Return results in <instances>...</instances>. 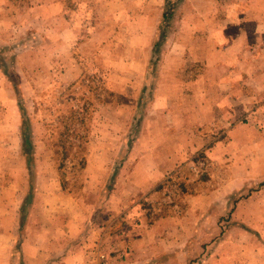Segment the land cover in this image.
<instances>
[{"label": "rangeland", "instance_id": "374dc122", "mask_svg": "<svg viewBox=\"0 0 264 264\" xmlns=\"http://www.w3.org/2000/svg\"><path fill=\"white\" fill-rule=\"evenodd\" d=\"M258 80L264 0H0V256L68 193L100 264H264Z\"/></svg>", "mask_w": 264, "mask_h": 264}, {"label": "crops", "instance_id": "0c3cea01", "mask_svg": "<svg viewBox=\"0 0 264 264\" xmlns=\"http://www.w3.org/2000/svg\"><path fill=\"white\" fill-rule=\"evenodd\" d=\"M262 88V81L258 80V92H260L258 94L264 93V91L261 92ZM259 134L258 129V142L260 140ZM263 144L258 146V149H260L258 153L262 155V157L258 158V165H264ZM64 199L65 203L61 206L62 211L58 212L59 214H63L59 216H61V219L62 216L64 218L65 225L62 229L64 233H67L68 238H65L66 235L60 237L63 234L62 232H60L58 237H55L52 231L55 230V227L48 226L47 229L39 227L40 223L54 225L59 217L55 214L56 209H59V207L55 209L54 206L48 204L39 207L33 205L31 208V217L24 228L26 229L25 234L22 233L20 241L17 238L13 241L15 245L19 242L18 246L20 253H22L20 260L24 264H100V261L95 259V255L99 251V246L95 245L92 239L86 241V234H89L87 229L79 231L82 228H86L84 227L85 223L80 224L82 219L79 218L80 213L78 212L84 205L73 200L74 195L68 193L64 194ZM38 215H40L39 219ZM18 233L16 232V234ZM78 235H83L84 237L78 238ZM64 238L65 240H63ZM63 246H65L64 249H61ZM6 257V255L0 256V264H7ZM15 260L17 261L18 259L15 258Z\"/></svg>", "mask_w": 264, "mask_h": 264}]
</instances>
